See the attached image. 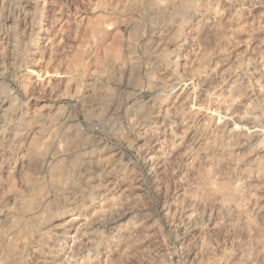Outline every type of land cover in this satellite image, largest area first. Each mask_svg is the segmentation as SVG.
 <instances>
[{
	"label": "rangeland",
	"instance_id": "rangeland-1",
	"mask_svg": "<svg viewBox=\"0 0 264 264\" xmlns=\"http://www.w3.org/2000/svg\"><path fill=\"white\" fill-rule=\"evenodd\" d=\"M21 263L264 264V0H0Z\"/></svg>",
	"mask_w": 264,
	"mask_h": 264
},
{
	"label": "bare ground",
	"instance_id": "bare-ground-1",
	"mask_svg": "<svg viewBox=\"0 0 264 264\" xmlns=\"http://www.w3.org/2000/svg\"><path fill=\"white\" fill-rule=\"evenodd\" d=\"M101 26H103L102 24H101ZM101 30V29H100ZM105 30V29H104ZM103 35V34H102ZM37 193V192H36ZM40 194V193H39ZM37 196V195H36ZM34 198V197H33ZM33 198H31L32 199V201H34V199ZM30 200V199H29ZM28 200V201H29ZM29 203H30V205H32V204H34V203H31V201H29ZM29 205V204H28ZM33 206H29V209L28 210H30L31 211V208H32ZM34 208V207H33ZM39 218V217H38ZM39 220H40V218H39ZM36 221V220H35ZM35 229V228H34ZM22 264V263H21Z\"/></svg>",
	"mask_w": 264,
	"mask_h": 264
}]
</instances>
